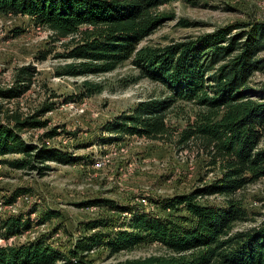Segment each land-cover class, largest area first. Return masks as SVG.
<instances>
[{
  "label": "trees",
  "instance_id": "obj_1",
  "mask_svg": "<svg viewBox=\"0 0 264 264\" xmlns=\"http://www.w3.org/2000/svg\"><path fill=\"white\" fill-rule=\"evenodd\" d=\"M171 1L0 0V15L29 17L51 32L53 40L66 41L57 57L71 62L61 67L58 77L107 74L132 60L138 70L135 81L148 79L167 90L164 98L138 102L108 125L106 131L115 140L133 136L171 140L166 123L169 109L176 101L190 103L197 109L194 122L177 133V144L197 143L210 165H219L220 171V178L202 188L163 201L162 209L174 215L160 218L118 207L110 200L97 201L93 205L131 216L118 230L112 219L84 223L87 234L67 252L42 236L0 247V264H93L88 255L95 249L104 248L111 258L151 244L161 246L165 253L115 264H264V221L233 231L236 224L248 221L233 195L264 178V91L252 92L249 87L255 73H264V23L226 27L165 47L139 48L162 26L165 16L159 8ZM36 74L34 67L22 66L14 72L12 85L0 88V165L42 176L50 170L49 163L69 165L80 159L45 143L58 136L56 128L35 141L23 138L24 133L45 129L43 117L54 109L53 104L43 103L26 114L18 105L7 106L30 90ZM83 86L88 96L102 91L88 81ZM7 156L19 159L4 162ZM214 195L224 197L225 203H202L204 197ZM19 227L27 228L19 219L3 224L9 236L19 233Z\"/></svg>",
  "mask_w": 264,
  "mask_h": 264
},
{
  "label": "rangeland",
  "instance_id": "obj_2",
  "mask_svg": "<svg viewBox=\"0 0 264 264\" xmlns=\"http://www.w3.org/2000/svg\"><path fill=\"white\" fill-rule=\"evenodd\" d=\"M159 12L165 16L164 23L139 48L165 47L226 27L264 23V0H173ZM53 39L51 32L29 17L0 15V88L12 85L14 72L22 66H32L37 71L30 90L7 106L11 109L18 105L26 114L43 103L54 106L43 117L47 127L24 133L23 138L35 141L45 131L56 128L58 136L45 143L80 159L69 165L49 163L50 170L42 176L0 165V247L24 244L42 236L67 252L87 234L84 223L112 219L118 230V225L126 221L123 213L93 205L97 201L110 200L118 207L164 218L175 212L163 210V201L189 194L220 178L219 165H210V158L197 143L177 144V133L194 122L197 109L192 104L176 101L169 109L166 123L172 132L171 140L151 141L137 136L115 140L106 131L108 125L138 102L164 98L167 90L148 79L135 81L138 70L132 60L107 74L58 77L61 67L71 61L57 57L64 52L62 43L66 41ZM44 55L46 58L39 60ZM85 81L99 85L102 91L88 96ZM249 87L252 92L264 91V73H255ZM18 159L7 156L3 161ZM99 159L105 161L104 165L94 168L92 164ZM233 199L248 215V221L236 224L234 232L264 221V178L237 191ZM201 201L221 206L226 200L214 195ZM9 219H19L27 228L19 227V233L9 236L3 228ZM164 253L161 246L151 244L110 258L107 250L99 248L88 259L93 264H115Z\"/></svg>",
  "mask_w": 264,
  "mask_h": 264
},
{
  "label": "built area",
  "instance_id": "obj_3",
  "mask_svg": "<svg viewBox=\"0 0 264 264\" xmlns=\"http://www.w3.org/2000/svg\"><path fill=\"white\" fill-rule=\"evenodd\" d=\"M105 158H107V157H105ZM105 160V159H104ZM104 162L105 161H103L102 159H99V160H96L93 164H92V166L94 167V168H100V167H102L103 165H104ZM142 202L143 203H145L146 202V200H142ZM123 216H125V218H127V219H129L130 218V216H131V214H129V213H123L122 214Z\"/></svg>",
  "mask_w": 264,
  "mask_h": 264
}]
</instances>
